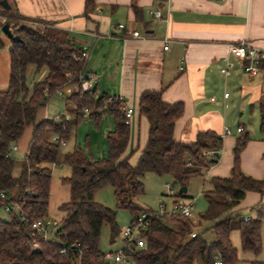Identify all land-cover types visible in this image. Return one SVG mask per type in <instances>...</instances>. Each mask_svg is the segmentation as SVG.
Segmentation results:
<instances>
[{"label": "trees", "instance_id": "obj_1", "mask_svg": "<svg viewBox=\"0 0 264 264\" xmlns=\"http://www.w3.org/2000/svg\"><path fill=\"white\" fill-rule=\"evenodd\" d=\"M95 8L96 0H86L85 15ZM133 8L139 16V8L135 4ZM0 17L11 22L22 40L19 44L11 41L9 84L5 91H0V208L19 202L30 221L47 217L54 166L65 164L72 170L71 176L63 180L70 185L71 199L60 207L65 215L55 239L44 241L21 221L20 214H9L8 221H0V264H111L103 258L100 241L105 225L110 227L112 237L119 235L117 215L96 202L95 194L112 187L119 209L129 211L132 217L151 212L134 202L145 192V176H168L181 188H188L192 179L203 177L206 170L219 162L222 139L215 132L206 131L199 133L192 143L176 142L175 124L184 114V103L168 104L162 99V91H148L139 100L140 115L150 125L148 141L132 166L128 158H123L130 140L123 101L110 99L106 94L99 96L92 89L75 93L67 100L73 102L77 120L86 109L90 118L96 120L101 112L113 116L115 127L107 136L108 158L93 160L80 148L61 155V144L53 139L68 141L73 132L72 121L37 123V114L46 105L47 94L53 95L68 83V74H75L72 82L85 78L86 60L76 59L84 52L53 23L27 19L14 8L0 10ZM26 23L35 27L29 28ZM31 66L38 72L46 69L47 75L30 88L27 75ZM30 127L32 138L16 178L17 161L12 146L18 145ZM261 128L264 130V108ZM248 140L246 136L237 139L231 177L208 181L210 188L203 190L207 210L198 224L181 217L155 216L144 235L145 247L132 255L135 264H214L217 257L224 264H237L238 250L232 244L234 228L240 233L244 252L256 256L262 252V217L247 219L233 212L247 193L264 194V179L247 175L241 168L240 157ZM2 194L6 195L5 200L1 199ZM205 222L214 223L216 238L210 243L199 234L196 238L190 236L194 227L202 228ZM34 243L38 248H34ZM62 248L67 249L66 255L60 253ZM250 264L264 261L253 260Z\"/></svg>", "mask_w": 264, "mask_h": 264}, {"label": "crops", "instance_id": "obj_2", "mask_svg": "<svg viewBox=\"0 0 264 264\" xmlns=\"http://www.w3.org/2000/svg\"><path fill=\"white\" fill-rule=\"evenodd\" d=\"M5 2L9 10L2 5ZM85 3L0 0V10L14 8L27 19L53 23L66 32L72 44L87 54L86 75L98 95L121 98L124 106L134 109L123 156L132 166L146 147L150 128L139 112L140 97L148 91H162L165 103H184V114L175 124L176 142L192 143L206 131L222 139L219 162L201 177L205 186L214 177H231L234 148L242 136L249 140L241 153V168L247 175L264 179V62L262 71L250 77L243 63L230 54V46L239 43L264 52V0H96V8L88 16ZM133 4L139 8V16ZM155 10L162 14L159 21L149 14ZM0 23L3 26L6 19L0 17ZM11 28L14 31L13 25ZM134 31L141 37L134 38ZM165 41L170 45L168 51L164 50ZM226 59L233 64L229 76L221 72ZM95 79L106 80V85L97 84ZM66 92L63 100L68 109L73 102L67 100L70 90ZM48 112L46 105L40 108L37 123L48 119ZM239 128H243L242 133ZM226 129L230 134L225 135ZM28 131L26 141H19L18 151L26 148L27 153L32 128L25 133ZM23 162H16V166L22 169ZM20 173L14 169V177ZM233 212L264 219V194L247 193Z\"/></svg>", "mask_w": 264, "mask_h": 264}, {"label": "rangeland", "instance_id": "obj_3", "mask_svg": "<svg viewBox=\"0 0 264 264\" xmlns=\"http://www.w3.org/2000/svg\"><path fill=\"white\" fill-rule=\"evenodd\" d=\"M29 28H33V24H25ZM2 24L0 23V42L3 45L0 48V91H5L9 84L10 77V47L11 40L8 36L2 32ZM14 34L16 31L14 29ZM47 70L45 69L40 74L37 73L33 66L29 68L27 75V84L31 88L34 82L42 80ZM96 80V79H95ZM96 80L97 84H105L104 79ZM106 85V84H105ZM103 95V93H102ZM101 95V96H102ZM74 105L71 103L69 108L66 109L65 101L58 93L51 95L46 103L47 113L46 120H55L57 116H68L72 118L73 132L71 138L65 142V145H61V155L73 152L76 148H80L84 153L93 160H102L108 158L109 149L107 136L108 133L114 130V118L109 112L102 113L96 120L90 118V115L82 112L81 119L77 120ZM85 116H84V115ZM30 132H26L22 137V142H25ZM18 146V145H17ZM25 147V146H24ZM19 149V147H18ZM26 149V148H25ZM23 148L20 151L14 152L17 164L24 160L26 151ZM21 172L20 167L17 165L15 173ZM72 170L70 166L65 164L56 165L53 168V175L50 188V199L47 217L52 220H56L59 223L63 219L65 213L60 210V207L68 203L71 199L70 185L63 180L71 176ZM170 184L173 189L174 198L169 196L166 190V185ZM145 192L143 195L134 198V202L141 207L150 210L151 212H158L160 202L163 201L168 208L176 203L180 202H194V217L199 220L200 217L207 210V202L203 195V188L205 186L204 178L192 179L189 184V191L178 196L181 189L180 185L176 184L168 176H159L156 174H147L144 178ZM206 189L210 188L209 185L205 186ZM95 201L106 206L107 208L114 210L117 215V225L120 230L119 235L112 237L110 227L105 225L102 230L100 250L104 253L118 252L124 249L126 241L123 236V231L127 226L131 224L134 217L127 210L119 209L117 206V200L115 198L114 189L112 187H105L99 190L95 194ZM10 215L0 208V221H8ZM198 224V222H197ZM196 224V225H197ZM213 222H205L202 228L194 227L193 230L198 232L204 240L207 242H213L216 235L212 229ZM262 238H263V250L259 255L244 252L241 247L240 233L237 228L232 230V244L238 250L239 262L237 264H250L253 260L264 261V219L262 222ZM50 239H53L52 235Z\"/></svg>", "mask_w": 264, "mask_h": 264}, {"label": "built area", "instance_id": "obj_4", "mask_svg": "<svg viewBox=\"0 0 264 264\" xmlns=\"http://www.w3.org/2000/svg\"><path fill=\"white\" fill-rule=\"evenodd\" d=\"M149 14L153 16V18L157 21L162 19V14L159 10L149 11ZM123 28L124 25H121L120 29ZM132 35L134 38L141 37V34L138 31H134ZM169 49H170V45L168 41H165L164 50L168 51ZM230 54L243 63L244 71L250 77H255L262 71V64L264 62V52H260L256 49H252L248 47L246 43H239L230 46ZM86 58H87L86 53H83L82 56H76V59L78 60L81 59L86 60ZM232 67L233 64L229 61V59H226L225 66L221 69L222 74L229 76L231 73L230 69ZM181 69H183V67ZM74 75H75L74 73L68 74V83L61 89L57 90L55 93H58L61 97L64 98L67 95L66 92L67 89L70 90L71 96L75 93L88 92L93 89L89 80H86L84 77H79L78 82H72ZM47 96L50 97L48 94ZM225 97L228 98L229 94L226 93ZM118 99L122 101L121 98ZM85 112L86 114H90L88 109H86ZM122 112L124 113L125 123L130 126L132 118L135 113L134 109L123 105ZM63 119L69 120V117L63 115L57 116L55 118V121L58 122ZM238 132L242 133L243 128H239ZM228 134H230V131L226 129L225 135ZM53 141L58 142L61 145H65V142L59 141V138L57 137H55ZM17 151H18V146L17 145L12 146V152L14 153ZM209 154L210 152H205V155H209ZM166 190L168 191L169 196L173 198L175 197L173 194V189L170 184L166 185ZM1 199L5 200L6 195L2 194ZM4 210L8 214H20L21 221L29 225L31 231L37 234L39 237H41L44 241L48 242V241H53L55 239L56 232L60 227V223L58 221L49 219L48 217L30 221L27 215L23 212L22 205L19 202H13L12 204L5 205ZM155 216L160 218L181 217L191 221L193 225H196L198 222V220H196L194 217L193 201L189 200L188 202H180V203L174 202L171 208H168L167 205L163 201H161L158 212H152V213L142 212L134 217L131 224L127 226L126 229H124V231L122 232L126 241L124 249L118 252L104 253L103 255L104 260L111 264H135L132 259V255L135 253V251L145 247L146 242L144 239V235L145 233L148 232L151 221ZM51 235L53 239H50ZM190 236L191 238H196L198 237V232L193 230ZM34 248L35 249L38 248L37 243H34ZM67 252L68 251L65 248H62V250L60 251L62 255H66ZM214 264H224V262L220 257H217Z\"/></svg>", "mask_w": 264, "mask_h": 264}, {"label": "water", "instance_id": "obj_5", "mask_svg": "<svg viewBox=\"0 0 264 264\" xmlns=\"http://www.w3.org/2000/svg\"><path fill=\"white\" fill-rule=\"evenodd\" d=\"M3 6H5V8H7L8 10L10 9V6L7 5V3H2ZM11 22H7L2 26V32L3 34H5L6 36H8L10 38L11 41H13L14 43H22V40L20 38V36L16 35L13 33V31L11 30ZM85 79L88 80L89 77L88 75L85 76ZM217 156V154H216ZM187 193V188H181L179 191V195H183ZM247 219L249 218L248 216L246 217Z\"/></svg>", "mask_w": 264, "mask_h": 264}]
</instances>
